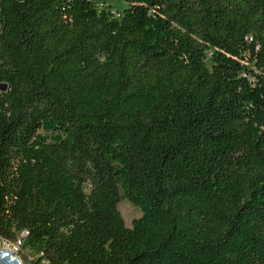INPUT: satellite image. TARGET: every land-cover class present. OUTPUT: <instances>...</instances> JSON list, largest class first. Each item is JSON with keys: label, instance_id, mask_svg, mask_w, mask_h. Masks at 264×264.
Returning a JSON list of instances; mask_svg holds the SVG:
<instances>
[{"label": "trees", "instance_id": "1", "mask_svg": "<svg viewBox=\"0 0 264 264\" xmlns=\"http://www.w3.org/2000/svg\"><path fill=\"white\" fill-rule=\"evenodd\" d=\"M123 1L0 0V238L36 264H264V0Z\"/></svg>", "mask_w": 264, "mask_h": 264}, {"label": "rangeland", "instance_id": "2", "mask_svg": "<svg viewBox=\"0 0 264 264\" xmlns=\"http://www.w3.org/2000/svg\"><path fill=\"white\" fill-rule=\"evenodd\" d=\"M100 4L107 5L112 8L113 11L117 12L118 9H121L124 6L123 0H99ZM210 64V60L207 61ZM118 207L121 211V214L125 220L126 225L130 226L132 219L141 215V209L139 206L133 204L129 199L123 198L118 203ZM1 246L7 247L6 244L1 243ZM17 255L20 258L21 264H36V262L29 255L26 258L23 256L22 252H17Z\"/></svg>", "mask_w": 264, "mask_h": 264}, {"label": "water", "instance_id": "3", "mask_svg": "<svg viewBox=\"0 0 264 264\" xmlns=\"http://www.w3.org/2000/svg\"><path fill=\"white\" fill-rule=\"evenodd\" d=\"M7 83L0 81V89L5 90ZM0 264H21L19 256L10 248L0 245Z\"/></svg>", "mask_w": 264, "mask_h": 264}, {"label": "built area", "instance_id": "4", "mask_svg": "<svg viewBox=\"0 0 264 264\" xmlns=\"http://www.w3.org/2000/svg\"><path fill=\"white\" fill-rule=\"evenodd\" d=\"M26 233H27V231L23 230V231H21L20 236H23ZM1 243L6 244L7 247H10L17 254V252L20 250L21 239L19 237L15 240L9 241V240L0 238V245H1Z\"/></svg>", "mask_w": 264, "mask_h": 264}]
</instances>
